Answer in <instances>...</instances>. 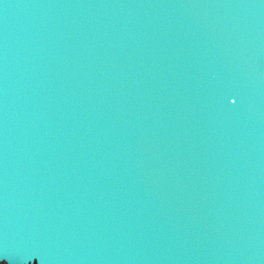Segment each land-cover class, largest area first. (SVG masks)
<instances>
[{
  "label": "water",
  "instance_id": "1",
  "mask_svg": "<svg viewBox=\"0 0 264 264\" xmlns=\"http://www.w3.org/2000/svg\"><path fill=\"white\" fill-rule=\"evenodd\" d=\"M0 264H264V0H0Z\"/></svg>",
  "mask_w": 264,
  "mask_h": 264
},
{
  "label": "snow or ice",
  "instance_id": "2",
  "mask_svg": "<svg viewBox=\"0 0 264 264\" xmlns=\"http://www.w3.org/2000/svg\"><path fill=\"white\" fill-rule=\"evenodd\" d=\"M222 100L227 107H233L236 103V100L230 98L229 96H224Z\"/></svg>",
  "mask_w": 264,
  "mask_h": 264
}]
</instances>
